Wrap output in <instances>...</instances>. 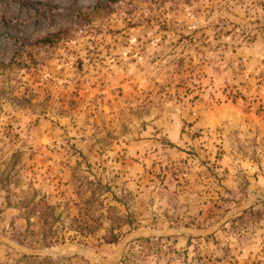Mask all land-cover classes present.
I'll use <instances>...</instances> for the list:
<instances>
[{
    "label": "rangeland",
    "instance_id": "rangeland-1",
    "mask_svg": "<svg viewBox=\"0 0 264 264\" xmlns=\"http://www.w3.org/2000/svg\"><path fill=\"white\" fill-rule=\"evenodd\" d=\"M0 238V264H264V0H0Z\"/></svg>",
    "mask_w": 264,
    "mask_h": 264
},
{
    "label": "trees",
    "instance_id": "trees-1",
    "mask_svg": "<svg viewBox=\"0 0 264 264\" xmlns=\"http://www.w3.org/2000/svg\"><path fill=\"white\" fill-rule=\"evenodd\" d=\"M109 12H110V10H106L103 7V3L101 1H99L96 4L90 6L89 10L86 11L85 16L87 18H90L92 14L109 13ZM68 32H69V30L66 27L59 28L57 30L50 31V32L46 33L42 37H39L36 40V42L39 45H50V46H53L56 43H58L59 41H61L63 38L67 37ZM101 186H103V185L101 184ZM95 195H96V189L95 188H92L91 189V195H90L88 201H91L95 197ZM49 208L54 209V206L49 205V206H47L46 209H49ZM110 208H113V207H110ZM43 212H44V210L42 212H40L39 218L43 222H46L47 223V221L44 219ZM78 228H80V229H77V230H79L80 232H83L82 231L83 228H81L79 226H78ZM118 241H119L118 235L116 233H114L113 231L111 232V235L109 237H107V242H109V243H117ZM23 255L24 256H27L26 254H23Z\"/></svg>",
    "mask_w": 264,
    "mask_h": 264
},
{
    "label": "water",
    "instance_id": "water-1",
    "mask_svg": "<svg viewBox=\"0 0 264 264\" xmlns=\"http://www.w3.org/2000/svg\"><path fill=\"white\" fill-rule=\"evenodd\" d=\"M235 213H236V211L233 212V214H235ZM163 234H164V232H155V231L141 232V231H135V232H132L130 234L129 240H132V239H135V238L144 237V236H152V235L153 236H161ZM0 241H5V240L0 238ZM103 262L106 263V261H103ZM114 262H116V259H112V260H108L107 261V263H114Z\"/></svg>",
    "mask_w": 264,
    "mask_h": 264
}]
</instances>
